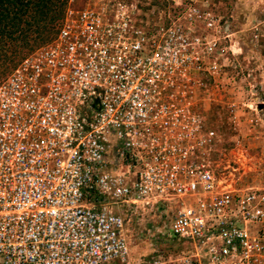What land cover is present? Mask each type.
I'll return each mask as SVG.
<instances>
[{"label": "built area", "instance_id": "obj_1", "mask_svg": "<svg viewBox=\"0 0 264 264\" xmlns=\"http://www.w3.org/2000/svg\"><path fill=\"white\" fill-rule=\"evenodd\" d=\"M185 1L66 0L0 81V264H133L112 206L169 212L161 237L190 246L138 264H264V187L210 159L228 25Z\"/></svg>", "mask_w": 264, "mask_h": 264}, {"label": "rangeland", "instance_id": "obj_2", "mask_svg": "<svg viewBox=\"0 0 264 264\" xmlns=\"http://www.w3.org/2000/svg\"><path fill=\"white\" fill-rule=\"evenodd\" d=\"M168 1L140 0L154 9L166 8L171 15ZM180 2L182 9L188 3L174 0L178 6ZM208 4L219 22L228 25L232 49L229 67L222 68L218 78L220 87L205 101V119L217 137L215 152L210 157L214 173L219 181L236 189L264 187V0H208ZM52 37L25 50L15 63ZM9 71L4 74L0 71V81ZM112 207L123 218L133 264L146 261L154 251L166 256L190 252L187 244L161 237L169 212L165 216L161 209Z\"/></svg>", "mask_w": 264, "mask_h": 264}, {"label": "trees", "instance_id": "obj_3", "mask_svg": "<svg viewBox=\"0 0 264 264\" xmlns=\"http://www.w3.org/2000/svg\"><path fill=\"white\" fill-rule=\"evenodd\" d=\"M65 5L66 0H0L2 74L17 64L25 50L54 35Z\"/></svg>", "mask_w": 264, "mask_h": 264}]
</instances>
